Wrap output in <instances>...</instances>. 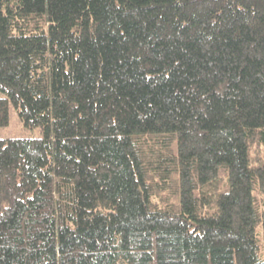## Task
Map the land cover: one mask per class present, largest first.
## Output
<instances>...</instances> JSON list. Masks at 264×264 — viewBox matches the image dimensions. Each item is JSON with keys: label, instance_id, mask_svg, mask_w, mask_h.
Listing matches in <instances>:
<instances>
[{"label": "trees", "instance_id": "1", "mask_svg": "<svg viewBox=\"0 0 264 264\" xmlns=\"http://www.w3.org/2000/svg\"><path fill=\"white\" fill-rule=\"evenodd\" d=\"M0 264H264V0H0Z\"/></svg>", "mask_w": 264, "mask_h": 264}, {"label": "rangeland", "instance_id": "2", "mask_svg": "<svg viewBox=\"0 0 264 264\" xmlns=\"http://www.w3.org/2000/svg\"><path fill=\"white\" fill-rule=\"evenodd\" d=\"M42 135L40 127L28 128L24 126L15 106L11 105L9 124L0 127L1 137H40Z\"/></svg>", "mask_w": 264, "mask_h": 264}]
</instances>
